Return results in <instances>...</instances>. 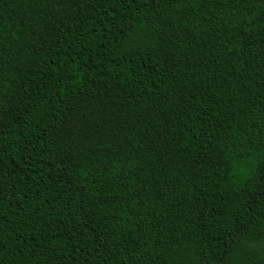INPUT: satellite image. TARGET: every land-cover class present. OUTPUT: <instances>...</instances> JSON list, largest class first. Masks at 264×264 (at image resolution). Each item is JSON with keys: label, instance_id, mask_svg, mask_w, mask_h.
Returning <instances> with one entry per match:
<instances>
[{"label": "trees", "instance_id": "trees-1", "mask_svg": "<svg viewBox=\"0 0 264 264\" xmlns=\"http://www.w3.org/2000/svg\"><path fill=\"white\" fill-rule=\"evenodd\" d=\"M0 264H264V0H0Z\"/></svg>", "mask_w": 264, "mask_h": 264}]
</instances>
